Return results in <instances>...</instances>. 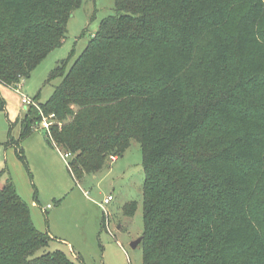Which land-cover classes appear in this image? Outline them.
I'll list each match as a JSON object with an SVG mask.
<instances>
[{"label":"trees","instance_id":"trees-1","mask_svg":"<svg viewBox=\"0 0 264 264\" xmlns=\"http://www.w3.org/2000/svg\"><path fill=\"white\" fill-rule=\"evenodd\" d=\"M83 2L0 0V82L27 79ZM114 11L40 103L55 114L47 141L80 175L140 142L144 264H264V0H115ZM41 121L27 109L10 140L24 160ZM51 239L0 180V264H79L46 250Z\"/></svg>","mask_w":264,"mask_h":264},{"label":"rangeland","instance_id":"rangeland-1","mask_svg":"<svg viewBox=\"0 0 264 264\" xmlns=\"http://www.w3.org/2000/svg\"><path fill=\"white\" fill-rule=\"evenodd\" d=\"M114 6L115 0H84L74 11L64 42L18 84L35 101L27 109L41 112L40 103L50 99L102 20L114 14ZM58 68L61 71L56 74ZM22 93L0 82V171L4 170L0 180L12 179L30 206L36 227L52 237L46 250H62L79 264H144L143 245L131 246L144 232L145 172L140 142L133 139L118 159L109 156L100 170L80 175L74 172L71 157L65 158V151L48 142L47 132L36 127L22 143L24 160L10 144V140H19L27 110ZM109 194L115 199L107 206L109 225H103L105 210L99 203ZM131 203L136 209L128 215ZM48 204L52 207L47 208Z\"/></svg>","mask_w":264,"mask_h":264},{"label":"built area","instance_id":"built-area-1","mask_svg":"<svg viewBox=\"0 0 264 264\" xmlns=\"http://www.w3.org/2000/svg\"><path fill=\"white\" fill-rule=\"evenodd\" d=\"M17 90H19L21 93V87H16ZM23 96H22V101H23V104L25 105L26 109H27V106L29 105H34L35 104V101L33 99H30L29 97H27L24 93H22ZM41 114H42V121L40 123V125L37 127L38 129L40 130H46L50 133V126L52 124V120L54 117H55V114L52 113V114H49V115H44L43 112L41 111ZM64 157L67 158V157H70V153H63ZM115 199L114 195L113 194H109L107 196H105L103 198V201L100 204V206L105 210V217H106V223L107 225H109V222H110V213L107 209V206L109 204H111V202H113V200ZM52 207V204H48L47 208H51ZM46 210V209H45Z\"/></svg>","mask_w":264,"mask_h":264},{"label":"water","instance_id":"water-1","mask_svg":"<svg viewBox=\"0 0 264 264\" xmlns=\"http://www.w3.org/2000/svg\"><path fill=\"white\" fill-rule=\"evenodd\" d=\"M143 241V236L139 237L138 239L131 242V246L133 248L137 247L139 244H141Z\"/></svg>","mask_w":264,"mask_h":264},{"label":"crops","instance_id":"crops-1","mask_svg":"<svg viewBox=\"0 0 264 264\" xmlns=\"http://www.w3.org/2000/svg\"><path fill=\"white\" fill-rule=\"evenodd\" d=\"M46 147H47V146H46ZM47 148H48V147H47ZM41 149H43V148H41ZM116 159H118V158H116ZM114 197H115V196H114ZM47 206H48V205H47ZM47 206H46V207H47ZM120 227H121V225H120Z\"/></svg>","mask_w":264,"mask_h":264}]
</instances>
